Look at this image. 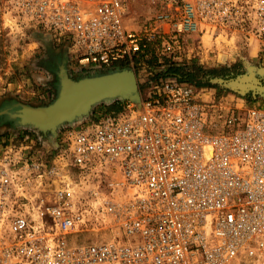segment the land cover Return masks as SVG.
Returning a JSON list of instances; mask_svg holds the SVG:
<instances>
[{"label":"built area","instance_id":"obj_1","mask_svg":"<svg viewBox=\"0 0 264 264\" xmlns=\"http://www.w3.org/2000/svg\"><path fill=\"white\" fill-rule=\"evenodd\" d=\"M8 2L80 67L199 33L264 52V0H156L140 24L126 0ZM203 91L147 78L140 105L61 128L55 146L1 134L0 264H264V105Z\"/></svg>","mask_w":264,"mask_h":264},{"label":"rangeland","instance_id":"obj_2","mask_svg":"<svg viewBox=\"0 0 264 264\" xmlns=\"http://www.w3.org/2000/svg\"><path fill=\"white\" fill-rule=\"evenodd\" d=\"M126 4V19L129 24L142 23L158 7L156 0H126ZM44 36H47L48 40ZM0 37V43L5 50V59L0 63L3 65L0 69V108L17 100L31 105L50 102L57 92L58 79L55 71L62 57L66 58V71L72 78L112 70L119 65L113 64L104 68L80 67L64 55L66 50H60L52 43L51 36L45 32L41 33L37 28L24 26L8 0H0ZM253 42L248 43L240 35L214 36L204 33L201 37L200 33L191 34L182 38L179 45L173 44L168 50L161 51L158 43H152L144 55L137 56L122 66H130L134 70L139 86H142L147 78L177 76L192 84L196 92L205 90L201 93L203 97L239 94L253 100L255 104L264 105V74L256 69L259 66L264 67V52L258 51V45ZM250 64H253V68H250L251 76L263 87L261 90L252 91L250 87L245 94H240L210 81L213 78H223L231 83V80L250 72ZM170 66L183 69L177 73L167 72L166 69ZM180 72L187 77H181ZM250 92H254L255 97ZM110 104L111 102L99 101L91 106L86 116L74 122L108 110ZM11 121L0 120V135H13L14 131L29 132L35 141H39L36 146H39L43 139L47 141V147L56 144L60 128L71 124H62L54 136V133L44 135L33 127L14 125Z\"/></svg>","mask_w":264,"mask_h":264},{"label":"water","instance_id":"obj_3","mask_svg":"<svg viewBox=\"0 0 264 264\" xmlns=\"http://www.w3.org/2000/svg\"><path fill=\"white\" fill-rule=\"evenodd\" d=\"M65 54L67 55V51H65ZM60 69L64 71V76L70 79L72 84L71 86L66 88V86L62 83V80L60 79V71L57 74V92L55 97L50 102L42 105H31L18 100L13 101L11 106H4L0 108V120H12L14 125L31 126L44 135L49 134L50 125H53L51 132L54 133V136H56L57 129L62 124L72 122L77 118L86 116L89 113L91 106L99 101L112 98H121L122 100L128 99L135 101V98L139 97L137 78L134 70L130 67H119L112 70L83 75L80 79L70 77L66 71V68H63L62 65L60 66ZM122 71L127 72V75L130 76V84L123 83L124 75H122V77L119 75L115 77L116 73H120ZM210 81L213 83H218L222 87H228L240 94H245L247 92V90L245 92H241L239 89L233 88V86L228 85L226 83L227 80L223 78H213L210 79ZM74 85L75 91H73ZM93 86H97L98 88L93 90ZM62 87L64 89H62ZM81 88H87V91L89 88H91L92 90L90 92L93 93L94 91L95 94H86L85 97L82 98L81 96V98H79L80 101L75 100L76 91H79ZM131 91L136 92L135 98L134 96L129 95ZM252 94L255 97L254 92ZM15 105H18L20 108L18 113L16 111L12 112L10 109Z\"/></svg>","mask_w":264,"mask_h":264},{"label":"bare ground","instance_id":"obj_4","mask_svg":"<svg viewBox=\"0 0 264 264\" xmlns=\"http://www.w3.org/2000/svg\"><path fill=\"white\" fill-rule=\"evenodd\" d=\"M45 38H46V40H48V37L47 36H44ZM44 39V38H43ZM48 42V41H47ZM254 43V42H253ZM64 55H66L65 54V52H64ZM59 63V66L58 67H56V75L58 74V72H60L61 73V80H62V83L66 86V88L68 87V86H71L72 84H71V82H70V79L69 78H67L66 76H64V71H62L61 69H60V66L62 65L63 66V68H66V58L65 57H62L61 58V60L58 62ZM123 64V63H122ZM253 64H250L249 65V67H248V70H250V72H247L244 76H238V78L237 79H233V80H231V83H229V82H227L226 81V83L228 84V85H232L233 86V88H236V89H239L241 92H245L246 90H249V88L250 89H252V90H254V89H256V90H261L263 87H261L260 85H259V83H258V81L253 77V76H251V69L250 68H253V66H252ZM118 66H121V64H119ZM130 67V66H129ZM117 68H119V67H117ZM120 68H127V67H125V66H121ZM256 69H257V71L259 72V73H261V74H264V67H256ZM128 73L127 72H125V71H122V72H120V73H116L115 74V77L117 76V75H119L120 77H122V75H124L123 76V83H125V84H130L131 82H130V80H129V75H127ZM80 78H82V76L81 77H79L78 79H80ZM57 79H58V75H57ZM77 79V80H78ZM71 80H73V79H71ZM69 81V82H68ZM74 81V80H73ZM93 88V90H96L98 87L97 86H93L92 87ZM62 89H64L63 87H62ZM72 90V89H71ZM92 89L91 88H89L88 89V91H87V88H81L79 91L77 90L76 91V98H75V100H78V101H80L79 100V98H81V96H82V98L83 97H85L86 96V94H91L92 92H90ZM73 91H75V85H74V89H73ZM138 91H139V97L137 98L136 97V92L135 91H131V93H129V95H131V96H134V98H135V101H133V102H135L136 104H138V105H140V86L138 85ZM93 93H94V91H93ZM92 93V94H93ZM91 94V95H92ZM95 94V93H94ZM63 100V99H62ZM58 102H59V100H58ZM12 103H13V101L12 102H10L8 105H6V106H11L12 105ZM11 111L12 112H19L18 110L20 109L19 108V106L18 105H15V106H12L11 108ZM21 114H22V112H21ZM26 115V114H25ZM81 118V117H80ZM86 118V117H85ZM78 119V118H77ZM77 119H75V120H77ZM14 120V119H13ZM17 120V119H16ZM75 120H73L72 122H70L71 124L73 123H78V122H80V121H82L83 119H80V120H78L77 122H74ZM68 125H70V124H68ZM53 128V125H50V129H49V131H51V129ZM63 128H65V127H62V129ZM59 129V128H58ZM60 131H61V128H60V130H59V132H58V134H57V140H56V143L58 142V138H59V135H60ZM52 133V132H51ZM50 140H53V139H50ZM56 144H54V146H55ZM47 146H45L44 148H46ZM85 234H90V232H86ZM91 235V234H90Z\"/></svg>","mask_w":264,"mask_h":264},{"label":"trees","instance_id":"obj_5","mask_svg":"<svg viewBox=\"0 0 264 264\" xmlns=\"http://www.w3.org/2000/svg\"><path fill=\"white\" fill-rule=\"evenodd\" d=\"M41 33L45 32L49 37L51 36L50 33L46 32V31H43V30H40L38 29ZM1 39V37H0ZM53 39V38H52ZM56 41L53 39L52 40V43L57 45V47H59L60 50H63L65 51L66 50V47L62 44V43H55ZM151 48V45L148 47V49ZM5 59V50L2 48V45L0 43V63L3 62ZM3 65H0V69L2 68ZM122 66V64H121ZM121 66H118V67H121ZM180 69H183L182 67H167L166 71L167 72H172V73H177L179 72ZM53 70V69H52ZM181 77H184L186 75H183V73H179ZM187 77V76H186ZM101 102H111L110 104V108L109 109H119L120 108V105H121V102H122V99L121 98H112V99H108V100H102ZM27 127H31V126H27ZM21 129V128H20ZM49 133H51V131H49ZM44 138H46L44 135H43ZM46 142L47 141H44L42 139V141L40 142V145H44L46 146Z\"/></svg>","mask_w":264,"mask_h":264},{"label":"flooded vegetation","instance_id":"obj_6","mask_svg":"<svg viewBox=\"0 0 264 264\" xmlns=\"http://www.w3.org/2000/svg\"><path fill=\"white\" fill-rule=\"evenodd\" d=\"M250 94H252V93L250 92Z\"/></svg>","mask_w":264,"mask_h":264}]
</instances>
